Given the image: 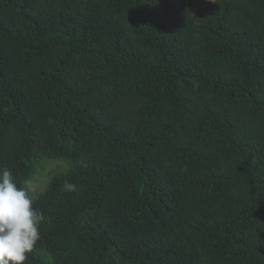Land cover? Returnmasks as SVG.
<instances>
[{
  "label": "trees",
  "instance_id": "16d2710c",
  "mask_svg": "<svg viewBox=\"0 0 264 264\" xmlns=\"http://www.w3.org/2000/svg\"><path fill=\"white\" fill-rule=\"evenodd\" d=\"M49 160L25 264H264V0H0V169Z\"/></svg>",
  "mask_w": 264,
  "mask_h": 264
},
{
  "label": "clouds",
  "instance_id": "9594fccd",
  "mask_svg": "<svg viewBox=\"0 0 264 264\" xmlns=\"http://www.w3.org/2000/svg\"><path fill=\"white\" fill-rule=\"evenodd\" d=\"M18 187L8 168L0 169V264H25L40 240L43 213L34 207L30 180ZM64 188L76 192L77 185L65 179Z\"/></svg>",
  "mask_w": 264,
  "mask_h": 264
},
{
  "label": "rangeland",
  "instance_id": "374dc122",
  "mask_svg": "<svg viewBox=\"0 0 264 264\" xmlns=\"http://www.w3.org/2000/svg\"><path fill=\"white\" fill-rule=\"evenodd\" d=\"M43 167V170L36 176L35 182H31L32 190L34 191H42L51 176V172L55 173L64 170L65 164L57 160H49L44 163Z\"/></svg>",
  "mask_w": 264,
  "mask_h": 264
}]
</instances>
